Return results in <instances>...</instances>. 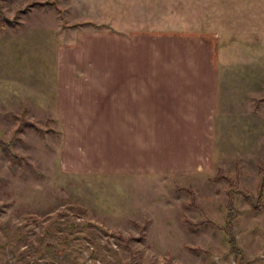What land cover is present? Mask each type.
<instances>
[{"label": "rangeland", "instance_id": "374dc122", "mask_svg": "<svg viewBox=\"0 0 264 264\" xmlns=\"http://www.w3.org/2000/svg\"><path fill=\"white\" fill-rule=\"evenodd\" d=\"M185 33L217 42L210 170L70 171L56 78ZM0 264H264V0H0Z\"/></svg>", "mask_w": 264, "mask_h": 264}, {"label": "crops", "instance_id": "0c3cea01", "mask_svg": "<svg viewBox=\"0 0 264 264\" xmlns=\"http://www.w3.org/2000/svg\"><path fill=\"white\" fill-rule=\"evenodd\" d=\"M182 35L120 36L99 50L112 62L101 75L88 51L80 76L72 66L69 76L56 78L57 91L59 81L69 80L64 89L67 115L72 113L65 135L70 171L184 176L210 170L217 42Z\"/></svg>", "mask_w": 264, "mask_h": 264}, {"label": "trees", "instance_id": "16d2710c", "mask_svg": "<svg viewBox=\"0 0 264 264\" xmlns=\"http://www.w3.org/2000/svg\"><path fill=\"white\" fill-rule=\"evenodd\" d=\"M1 17H2V16H1ZM218 173H219V175L222 173V168H219V169H218ZM218 173H217V175H218ZM217 175H216V176H217ZM216 179H217V178H213V179L211 178V180H210V181H215ZM231 205H232V199H229L228 206H230V207H231ZM229 218H230V217H229ZM226 228H227V230H228V228H229V225H227V226H226Z\"/></svg>", "mask_w": 264, "mask_h": 264}]
</instances>
